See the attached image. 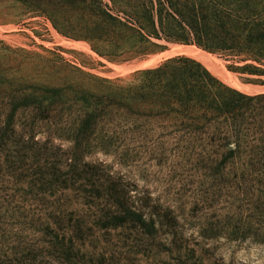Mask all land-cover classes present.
I'll list each match as a JSON object with an SVG mask.
<instances>
[{"label": "rangeland", "instance_id": "374dc122", "mask_svg": "<svg viewBox=\"0 0 264 264\" xmlns=\"http://www.w3.org/2000/svg\"><path fill=\"white\" fill-rule=\"evenodd\" d=\"M78 1L0 0V264H264V166L219 169L109 107L175 56L264 87L188 46L111 64L75 38Z\"/></svg>", "mask_w": 264, "mask_h": 264}, {"label": "trees", "instance_id": "16d2710c", "mask_svg": "<svg viewBox=\"0 0 264 264\" xmlns=\"http://www.w3.org/2000/svg\"><path fill=\"white\" fill-rule=\"evenodd\" d=\"M78 3L86 12L76 18L81 28L75 38L111 64L146 61L167 45L188 46L220 59L244 84L264 87V0ZM114 91L119 101L109 107L150 124L159 138L192 147L183 154L215 158L219 169L264 166V93L233 89L187 56L137 70Z\"/></svg>", "mask_w": 264, "mask_h": 264}]
</instances>
